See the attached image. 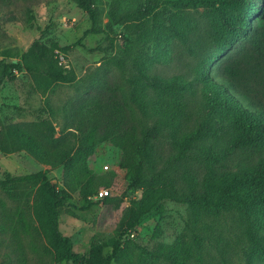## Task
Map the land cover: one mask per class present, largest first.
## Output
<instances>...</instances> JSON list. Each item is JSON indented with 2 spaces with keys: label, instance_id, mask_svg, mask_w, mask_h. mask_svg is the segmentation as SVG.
Segmentation results:
<instances>
[{
  "label": "rangeland",
  "instance_id": "obj_1",
  "mask_svg": "<svg viewBox=\"0 0 264 264\" xmlns=\"http://www.w3.org/2000/svg\"><path fill=\"white\" fill-rule=\"evenodd\" d=\"M164 1L94 0L97 22L93 26L91 14L74 0H0V62L24 61L23 56L33 45L29 59L41 62L52 45L71 47L62 66L73 77L71 82L49 84V77L24 70L6 80L0 88V130L17 125L37 131L49 123L61 147H76L80 134L75 121L80 107L92 100L104 110L116 104L127 115L130 106L135 114L122 133L131 135L136 127L140 145L141 130L153 128L162 119L158 109H172L179 127L175 140L173 126H169L144 155L140 153L135 159L144 160L143 177L162 171V187L185 198L190 195L189 189L204 180L215 183L224 174L237 171V166L264 159V144L259 143L239 151L224 166L206 160L166 165L176 153L175 141L182 133L197 131L205 121L210 122L212 130L222 129L218 137L202 139L201 146L213 153H222V148L238 139L241 131L225 110L216 107L209 112L215 105L211 98L214 94L205 93L206 83L231 79L242 92L264 105V49L259 57L247 53L251 51L248 42H238L225 51L216 49L218 13L206 8L176 12L190 27L188 47L192 49H186L176 38L161 34L159 24H170L161 19V11L170 9ZM143 10L146 14L141 19L124 20ZM227 13L228 17L237 15L229 9ZM92 28L96 34L84 37ZM75 43L78 45L73 46ZM205 44L208 50L202 56L195 49ZM236 61L242 64L239 79L226 72ZM141 69L166 80L180 78L181 94L142 91L143 82L138 79ZM1 71L0 66V75ZM207 132L203 131L204 137ZM125 159L122 148L103 143L87 161L75 154L71 162L49 172L52 183L68 195L60 209L59 230L71 239L74 253L88 256L93 242L98 241L103 254L109 255L125 227L127 212L133 204L145 200L146 189H128L135 174L131 167L121 166ZM48 169L26 152L0 153V179H17ZM88 170L95 181L111 190L108 198L124 195V199L97 200L95 193L100 186L91 187ZM37 188L27 183L0 185V264H73L62 260L59 247L51 246L41 232L33 209ZM251 218L264 244V208L252 210ZM171 249L179 252L178 257L189 251V264H264L259 248L246 234L240 212L198 218L188 204L174 200L164 201L159 211L142 218L137 229L122 239L121 256L113 264H172Z\"/></svg>",
  "mask_w": 264,
  "mask_h": 264
},
{
  "label": "trees",
  "instance_id": "obj_2",
  "mask_svg": "<svg viewBox=\"0 0 264 264\" xmlns=\"http://www.w3.org/2000/svg\"><path fill=\"white\" fill-rule=\"evenodd\" d=\"M80 9L91 14L93 26L97 22V14L94 9V0H74ZM164 4L170 9L161 11V19H166L170 24L160 23L161 34H167L176 38L186 49L189 46L190 27L176 14H183L190 9L206 8L218 13L215 22L216 36L214 46L225 51L238 42H248L251 51L247 52L251 57H259L264 49V0H165ZM237 12L235 17H228L227 10ZM145 10L129 14L125 21L141 19ZM94 28V27H93ZM84 33V37L96 34L95 29ZM146 28H143V31ZM75 43L73 46H77ZM71 47L60 48L54 44L49 49L45 61H31L29 58L34 53V45L23 56L24 61L16 63L0 62L2 67L0 75V88L3 83L22 73L24 70L45 75L52 82L67 83L73 77L68 75V69L62 66L60 56L64 57L70 52ZM200 55L207 53V45L195 49ZM194 50V51H195ZM58 51V53H57ZM194 54H197L194 52ZM249 57V58H251ZM209 56L208 61L211 60ZM247 57H243L245 59ZM241 62L236 61L235 66L226 69L234 79H239L241 74ZM147 69L138 71L143 82L142 91L153 90L162 95L181 94L182 87L180 78L173 77L166 80L158 76H151ZM209 80V75L208 78ZM50 85H48L49 87ZM47 87V88H48ZM214 94L215 105L209 109L212 112L216 107L225 110L233 119V124L241 132L236 141L222 148V153L215 154L209 148L201 146L204 138H215L220 135L222 129L212 130L210 122L205 121L197 131L182 133L176 142V153L167 160L166 165L170 166L176 162H197L206 160L214 165L224 166V162L233 158L239 151L247 146L264 144V105L256 101L237 86L231 79H221L219 82H207L205 93ZM140 103V101H137ZM143 102V101H142ZM141 104V103H140ZM139 104V106H140ZM218 109V108H217ZM216 109V110H217ZM131 113L126 114L119 106L103 109L98 101H88L80 107L76 125L80 138L76 147H61L59 140L54 138L55 128L51 124L44 123L43 130H32L17 125H10L0 130V153L12 155L26 152L33 159L42 165L50 167L45 171L35 174L20 176L17 179H0V185L6 186L14 183L36 184L38 188L34 197L33 209L43 236L51 246L59 247V254L62 260L70 261L73 264H113L122 251V239L129 237L137 229L143 217L153 211H159L166 200H174L179 203L188 204L195 217L212 216L217 217L224 212L237 211L244 217L246 234L249 239L259 248V254L264 258V244L256 233V225L251 218L252 210L264 208V159L255 163H246L237 166V171L231 174H224L217 182L203 181L201 185L196 184L191 188L189 197L173 195L167 188L162 187V171L143 177L144 160L135 159L136 155L143 154L148 146L162 137L165 128L173 126V140L179 130L175 122L174 110L161 107L157 112L162 116L160 122L153 128L141 130L142 143L139 145L136 127L132 134H123L122 131L128 127V119L133 117L134 110L129 106ZM155 110V109H154ZM208 131L203 136V131ZM111 143L124 150L126 157L121 164L123 168L131 167L135 177L128 185V189H146L147 196L141 203H135L127 212V221L122 229L120 237L112 244L111 253L103 254L100 242L95 241L91 246L88 256H80L72 251L71 239L62 235L59 230L60 209L64 207V200L68 196L65 192L59 191L52 183L48 174L51 170L60 168L71 162L75 154L83 155L85 161L92 156L94 149L103 144ZM144 155V154H143ZM141 155V156H143ZM90 185L92 188L100 186L95 181L93 172L88 170ZM105 188V187H104ZM124 195L119 199L106 198L107 202L123 200ZM61 248H63L61 250ZM179 252L171 249L169 260L172 264H189L191 253L185 251L181 257Z\"/></svg>",
  "mask_w": 264,
  "mask_h": 264
},
{
  "label": "built area",
  "instance_id": "obj_3",
  "mask_svg": "<svg viewBox=\"0 0 264 264\" xmlns=\"http://www.w3.org/2000/svg\"><path fill=\"white\" fill-rule=\"evenodd\" d=\"M60 60H61V64H62L63 63L62 60H64V56L63 55L60 56ZM105 168H106V170H108L109 167L106 166ZM111 195H112L111 190L107 189V188H104V187L99 188L96 191V193H95V197H96L97 200H104V199L108 198Z\"/></svg>",
  "mask_w": 264,
  "mask_h": 264
}]
</instances>
